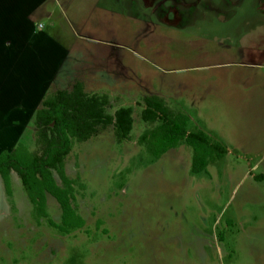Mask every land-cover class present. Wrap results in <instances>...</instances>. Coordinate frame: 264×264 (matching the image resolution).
<instances>
[{"label": "rangeland", "instance_id": "obj_1", "mask_svg": "<svg viewBox=\"0 0 264 264\" xmlns=\"http://www.w3.org/2000/svg\"><path fill=\"white\" fill-rule=\"evenodd\" d=\"M239 61L264 64V0H0V152L35 150V111L77 80L109 114L134 106L127 140L100 127L65 158L82 229L37 223L18 177L0 181V264H264V68H205ZM159 87L237 151L198 174L185 143L153 159L140 97ZM47 212L59 223L49 195Z\"/></svg>", "mask_w": 264, "mask_h": 264}, {"label": "trees", "instance_id": "obj_2", "mask_svg": "<svg viewBox=\"0 0 264 264\" xmlns=\"http://www.w3.org/2000/svg\"><path fill=\"white\" fill-rule=\"evenodd\" d=\"M140 118L146 124H154L139 135L137 143L158 159L167 151L182 143L192 151L190 170L194 174L205 171L210 162L221 159L226 148L213 141L200 129L189 131L188 116L171 109L157 95L141 98ZM107 94H88L80 80L71 89H60L46 96L41 108L34 114L35 150L18 143L10 151L0 152V181L7 195L11 194V174L21 182L31 204L32 216L38 223H47L62 235H68L85 226L75 203L73 180L64 172L65 158L73 143L89 140L99 128L113 127L115 140L120 143L129 138L133 127L132 107L121 106L112 114ZM255 181H264V174L253 175ZM51 196L60 208V221L54 222L47 212V196Z\"/></svg>", "mask_w": 264, "mask_h": 264}, {"label": "crops", "instance_id": "obj_3", "mask_svg": "<svg viewBox=\"0 0 264 264\" xmlns=\"http://www.w3.org/2000/svg\"><path fill=\"white\" fill-rule=\"evenodd\" d=\"M234 65H238L240 68H247V69H262V68H264V64L263 63H253V62H251V63H243V62H238V63H230V64H228L227 62H215V63H210V65H208V66H205V68L207 69V70H216V69H220V70H222V69H225V68H231V67H233ZM195 68H198V67H195ZM220 70H217V71H219L220 72ZM217 78H218V76H215V77H205V82H204V85H203V88H204V90L206 91V90H213V89H215L214 88V83L213 82H217L218 83V81H217ZM194 86H196V83H194ZM217 87V86H216ZM224 90V89H223ZM162 90H161V88L159 87L156 91H153V92H147L146 94H144L143 96H145V95H157V96H159V97H161V98H163L164 100H165V102L167 103V105L169 106V104H168V100H167V98H166V96H164L163 94H162V92H161ZM179 92V91H178ZM233 92H237L236 90H234ZM245 92V91H244ZM140 98H142V97H140ZM123 106H131L132 107V117H133V112H134V106H132L131 104H128V105H123ZM171 109H173V110H175V111H178L177 109H174V108H172L171 106H169ZM142 108H143V106L140 108V111L142 110ZM179 111H181V110H179ZM181 112H183V111H181ZM183 113H185V112H183ZM186 114V113H185ZM234 114H235V116L236 117H238V112L236 111V110H234ZM187 115V114H186ZM188 116V115H187ZM188 118H189V116H188ZM133 124H134V117H133ZM201 130V129H200ZM193 131V130H192ZM203 131V130H202ZM205 132V131H204ZM206 134H208L209 136H210V134L208 133V132H205ZM129 137H130V135H129ZM210 138L212 139V137L210 136ZM220 139V138H219ZM213 141H215V142H218V143H220L221 145H223L225 148H226V150H227V152H226V154L222 157V158H224L226 155H230V154H232L233 153V151H235L237 148L235 147V145L232 143V142H230L229 140L227 141V140H225L224 139V141L223 140H221V142L220 141H217V140H214V139H212ZM238 143L239 142H237V145H238ZM183 144V143H182ZM178 147V146H177ZM175 149V148H174ZM172 150V149H171ZM237 151V150H236ZM235 151V152H236ZM191 155H192V151H191ZM219 160V159H218ZM215 161H217V160H215ZM215 161H213V162H215ZM213 162H210L208 165H207V167L211 164V163H213ZM191 163V162H190ZM206 170H207V168H206ZM264 174V173H263ZM254 175H256V174H254ZM254 180V179H253ZM261 182V181H260Z\"/></svg>", "mask_w": 264, "mask_h": 264}]
</instances>
